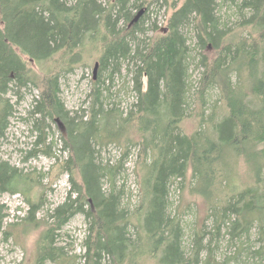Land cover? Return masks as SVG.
<instances>
[{
  "label": "trees",
  "instance_id": "obj_1",
  "mask_svg": "<svg viewBox=\"0 0 264 264\" xmlns=\"http://www.w3.org/2000/svg\"><path fill=\"white\" fill-rule=\"evenodd\" d=\"M128 2L114 0L104 6L97 0H0V137L13 111L2 95L10 82H16L17 88L30 83L40 89L34 112L42 119L58 116L64 120L67 136L60 149L72 152L60 166V173H70L71 188L51 210L52 223L38 241L35 264L62 258L61 249L54 247L55 236L75 214H82L88 223L84 247L94 264L102 253L112 257V264H139L147 255H153L157 264H215L212 239L221 227L227 226L237 237L254 227L264 229V0H183L163 32L142 43L136 35L142 31V21L131 24ZM136 3L131 7L138 8ZM220 3L236 7L240 32L227 34L220 27L216 11ZM121 18L129 22L124 33L116 30ZM189 25L195 30L197 47L212 45L218 51L211 60L206 56L199 60L204 68L195 98L204 103L207 88L219 90L226 110L220 121L213 122V137L202 127L193 134L179 127L181 119L192 112L190 45L183 32ZM87 39L102 48L99 70L110 64L117 67L121 58L140 61L133 76L136 103L125 116L115 109H103L102 93L95 83L88 119L67 117L58 95V79L66 66L68 71L78 62L74 53L84 48ZM132 43H136L134 49ZM242 71L248 92L239 86ZM34 128L40 132L35 145L44 144L45 125L40 122ZM130 128L139 137V154L144 156L140 200L132 212L121 207V191L102 189L106 167L96 161L97 145L121 138ZM44 148L29 154L53 155L48 144ZM230 154L243 159L251 180L224 190L222 184L232 180ZM189 169L197 182L192 191L204 199L206 214L195 225L193 246L186 254L184 229L177 214L169 211L168 194L172 180L184 179ZM73 174L79 175V182ZM34 182L0 160V194L18 193L20 183L28 190ZM28 203L29 213L34 212L36 205ZM4 210L0 203V235L7 240ZM207 218L212 233L204 230ZM130 227L135 229V241L129 237ZM207 234L210 237L204 242ZM263 250L246 255L259 256Z\"/></svg>",
  "mask_w": 264,
  "mask_h": 264
},
{
  "label": "rangeland",
  "instance_id": "obj_2",
  "mask_svg": "<svg viewBox=\"0 0 264 264\" xmlns=\"http://www.w3.org/2000/svg\"><path fill=\"white\" fill-rule=\"evenodd\" d=\"M66 1L72 2V0ZM97 1L104 6L109 1L114 2V0ZM182 1L129 0L126 8L131 10L132 19L139 14L140 10L143 11L138 19L139 25L142 21L140 25L142 31L136 33L137 42H146L147 39L162 33V28L166 27L175 7L179 6ZM135 2H137L136 5H140L138 8L131 7ZM235 10L236 7L229 4L220 3L216 7L217 15L221 20L220 27L227 34L234 35L242 30L241 19ZM128 23L121 18L116 25V30L124 33ZM183 29L190 45L189 102L192 112L181 119L180 131L185 134H193L202 127L213 137V122L220 121L226 110L222 100L219 99V90L217 87L207 88L204 103L196 101L195 98L197 90L200 88V77L204 68L199 60L202 56L211 60L218 51L212 45L205 48L197 47L194 39L195 30L192 25ZM85 43L86 45L80 52L74 53L78 62L74 63L68 71H65L66 68H69L66 66L58 79V95L68 112L67 117L69 119L77 118L75 121L88 119L91 105L90 93L96 86L95 83H98L97 87L102 93L103 109L105 111L115 109L125 116L136 103L137 93L133 90V76L140 61L121 58L117 67L110 64L106 69L99 70L102 48L96 45L98 42H93L94 45L89 44L88 39ZM135 46L136 43H132V49ZM95 62H98L99 66L94 78ZM29 66L34 68L33 65ZM35 69L38 70L37 67ZM45 71L49 72L48 69ZM239 79L241 80L239 86L244 92H248L249 83L246 80L245 71L241 72ZM35 80L42 81L38 78ZM142 81L145 86L146 79L142 78ZM2 97L9 100L13 111L8 118L5 134L0 137V160L16 167L32 181L35 179V182L28 190H24L26 185L20 183L17 187L18 193L0 194V203L4 204V211L7 215L4 218L3 227L9 237L6 240L3 235H0V264H35L38 256V241L47 231L48 225L52 223L51 210L64 201L71 188V175L67 172L60 173V166L66 158L72 155V152L68 148L62 151L60 149L63 145V138L67 136L64 120L58 116H54L53 119H42V115L34 112L36 101L40 98V89L37 86L29 83L17 88L16 82H10L8 91ZM57 118L59 121L56 120ZM40 122H43L46 128L45 143L35 145L40 132L34 128V125ZM47 144L53 155L46 156L40 151L33 156L29 154V152H35L41 148L45 149ZM141 147L139 137L132 128L128 129L121 138L96 146L98 150L96 161L106 167V174L101 178L102 189L105 192L112 188L115 191H121V207L131 212L138 205L141 194L140 166L144 158L143 154H139ZM227 161L233 167L232 180L229 185L223 183L222 188L225 190L234 184H248L251 179L243 159L230 154L227 156ZM191 172L189 169L184 179H173L168 194L169 211L171 214H177L184 229L183 240L186 254L191 251L193 246L195 225L202 223L206 214L204 199L192 191V187L197 182L191 178ZM73 179L79 182V175L73 174ZM28 202L36 205L34 212L29 213ZM204 226L206 233H212L210 218L204 221ZM87 227L88 223L82 214L72 216L55 236L54 247L61 249L62 258L56 261H46L44 264H94L93 259H88L86 256L87 250L84 247ZM237 236L233 230L231 232L227 230V226L221 227L220 232L213 236L215 264H264V250L259 256L251 252L246 255L248 251L261 250V247H264V229L254 227L247 233ZM129 237L131 241L136 240L135 229L131 227ZM209 237L210 234H207L204 242ZM97 261L98 264H112V257L102 253ZM139 264H157V260L153 259V255H147Z\"/></svg>",
  "mask_w": 264,
  "mask_h": 264
},
{
  "label": "water",
  "instance_id": "obj_3",
  "mask_svg": "<svg viewBox=\"0 0 264 264\" xmlns=\"http://www.w3.org/2000/svg\"><path fill=\"white\" fill-rule=\"evenodd\" d=\"M142 10H140V12H139V14L134 18V19H132V21H131V24L132 23H135L138 19H139V16L142 14ZM98 66H99V63L98 62H95V64H94V68H93V74H94V78L96 77V70L98 69ZM57 121H59V119L57 118L56 119ZM59 123H61V122H59ZM62 125V124H61ZM62 128V127H61Z\"/></svg>",
  "mask_w": 264,
  "mask_h": 264
}]
</instances>
